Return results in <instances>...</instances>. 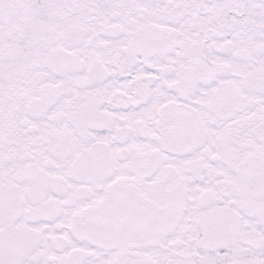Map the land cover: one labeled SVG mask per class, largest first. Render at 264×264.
I'll return each instance as SVG.
<instances>
[{
  "label": "snow or ice",
  "instance_id": "obj_1",
  "mask_svg": "<svg viewBox=\"0 0 264 264\" xmlns=\"http://www.w3.org/2000/svg\"><path fill=\"white\" fill-rule=\"evenodd\" d=\"M0 264H264V0H0Z\"/></svg>",
  "mask_w": 264,
  "mask_h": 264
}]
</instances>
